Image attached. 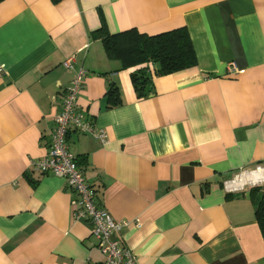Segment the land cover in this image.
I'll list each match as a JSON object with an SVG mask.
<instances>
[{
  "label": "crops",
  "instance_id": "obj_1",
  "mask_svg": "<svg viewBox=\"0 0 264 264\" xmlns=\"http://www.w3.org/2000/svg\"><path fill=\"white\" fill-rule=\"evenodd\" d=\"M183 27L197 66L154 77L147 97L140 67L95 38ZM0 68V264L104 260L65 179L30 169L81 69L79 110L107 142L73 131L69 149L97 204L131 223L122 245L137 264H264L251 195L264 189V0H5Z\"/></svg>",
  "mask_w": 264,
  "mask_h": 264
},
{
  "label": "built area",
  "instance_id": "obj_2",
  "mask_svg": "<svg viewBox=\"0 0 264 264\" xmlns=\"http://www.w3.org/2000/svg\"><path fill=\"white\" fill-rule=\"evenodd\" d=\"M73 58L64 62V67L72 68ZM3 69L0 68V73ZM235 65L228 74H238ZM86 71L81 69L73 77L66 89L61 113L55 118V127L50 138L46 156L31 161V171L44 175H53L65 179L75 194V218L91 225L93 236L98 240V250L104 260L101 264H137L133 252L122 245V232L131 225L128 221H116L96 202V191L87 182L82 169L71 153L68 136L71 132L91 135L96 141L105 144L107 136L104 130L97 129L93 123L84 119L78 106V97L82 89ZM140 228V225H137Z\"/></svg>",
  "mask_w": 264,
  "mask_h": 264
},
{
  "label": "trees",
  "instance_id": "obj_3",
  "mask_svg": "<svg viewBox=\"0 0 264 264\" xmlns=\"http://www.w3.org/2000/svg\"><path fill=\"white\" fill-rule=\"evenodd\" d=\"M4 1L0 0V4ZM53 1L58 3L63 0ZM95 38L102 41L109 60L118 61L123 70L140 67L132 74L133 84L140 97L152 93L154 77L191 69L198 63L189 31L185 27L154 36L136 29L110 35L101 29ZM115 93L117 89L113 86L109 95L114 96ZM251 195L257 203L256 218L264 240V189L253 188Z\"/></svg>",
  "mask_w": 264,
  "mask_h": 264
}]
</instances>
